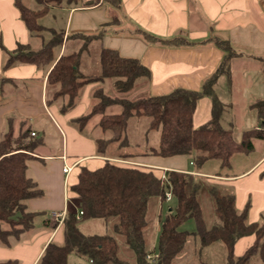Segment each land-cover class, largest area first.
<instances>
[{"label": "trees", "instance_id": "1", "mask_svg": "<svg viewBox=\"0 0 264 264\" xmlns=\"http://www.w3.org/2000/svg\"><path fill=\"white\" fill-rule=\"evenodd\" d=\"M98 1L38 0L41 8L32 10L21 0H14L29 32L40 34L49 30L51 36L38 49L18 44L6 53L2 68L27 63L47 69L46 87L48 91L52 90L50 99H61L62 112L72 108L84 86L94 81H111L119 93L132 89L137 79L149 76V69L137 58L99 46L97 72L83 73V60L87 59L89 47L99 41L100 35L73 33L64 38L61 30L38 23L52 5L89 7ZM105 1L114 5L118 2ZM69 40H75L77 44L71 45ZM226 59L224 57L200 90L175 88L166 94L131 99L110 96L101 86L97 87L91 93L93 102L88 111L71 119V123L82 131L92 117L99 116L96 127L108 136L94 138L95 149L97 155L105 156L109 145L127 143L129 118L145 117L147 129L158 132V143L142 155L164 158L191 155V162L198 172L208 161H217L221 168H227L234 154L251 150L254 138L264 139V130H244L235 140L231 129L222 125L224 107L215 95L213 85L219 73L228 74ZM202 95L211 98L210 119L194 126L192 115ZM114 104L120 106V111L106 113V108ZM253 107L259 123L264 125V99L256 101ZM31 132L28 123L22 121L18 134L7 130L0 137V243L4 245L9 244L10 237L18 238L32 228L36 212L27 210L26 200L42 195L36 181L27 175L28 161L42 142L35 132ZM135 155L121 154L124 158ZM164 175L165 181L151 168L109 160L94 169L80 166L76 182L69 186L78 208L70 205L66 210L63 243L49 241L36 264H71L72 256L79 264H147L148 261L151 264H212L209 254L213 247L219 248L217 264H264V211L258 221L249 222L247 208H236L233 189L223 180L180 170H166ZM168 188L175 206L169 208L161 223L155 247L157 254L153 257L148 203L155 199L160 204ZM205 200L210 202V219L213 220L205 218L202 209ZM77 211L82 212L80 216ZM93 219L102 221L109 227V232L84 233L80 228L81 221ZM186 219L193 220L195 230L178 229ZM244 236H252V242L236 255L234 244ZM0 264H19V261L0 260Z\"/></svg>", "mask_w": 264, "mask_h": 264}, {"label": "crops", "instance_id": "2", "mask_svg": "<svg viewBox=\"0 0 264 264\" xmlns=\"http://www.w3.org/2000/svg\"><path fill=\"white\" fill-rule=\"evenodd\" d=\"M34 1L35 7L29 8H41L38 0ZM106 2L101 0L89 7L52 5L44 15L54 11L59 21L54 19L53 25H46L42 23L43 15L38 23L61 30L64 38L73 33H98L100 47L137 58L149 69V76L137 79L132 89L146 90L147 95L166 94L175 88L200 90L225 57L228 74L219 73L213 85L224 107L222 125L231 129L235 140L244 130H264L253 107L256 101L264 99V0H118L117 5L108 2L114 11L117 9L118 17L111 16L112 8ZM50 36L49 30L40 34L29 32L14 0H0V137L7 130L18 134L25 121L31 133L35 132L42 141L27 166V175L42 190V195L26 200L27 210L36 212L33 226L18 238L10 237L8 245L0 243V260L36 264L49 241L63 243V220H53L52 212L66 214L70 205L77 209L78 203L69 186L76 182L79 167L94 169L105 160L151 168L160 178L166 170H180L223 180L233 189L236 208H247L249 222L259 220L264 211L263 138H254L250 151L231 157L229 167L234 160L244 161L253 155L252 160H246L235 172H222L217 161L206 162L198 172L191 155L165 158L142 155L158 143L151 144L147 138L137 143L135 150L127 149L128 142L123 146L113 143L105 156L97 155L94 138L108 136L96 127L99 116L92 117L82 131L71 119L88 111L93 102L91 93L97 87L101 86L110 96H120L111 81L86 84L76 104L62 112L61 99H50L47 69L27 63L2 68L6 53L18 44L38 49ZM71 40L69 44H77ZM83 61V73L97 72V66L91 69L86 66L88 61ZM94 62L98 64L97 58ZM108 107L112 108L106 113H118L121 109L117 104ZM210 112L211 98L200 96L192 115L193 125L208 122ZM50 139L55 140L54 152L46 150ZM123 148L127 151H121ZM122 153L136 155L124 158ZM64 164L71 166L68 174L62 172ZM252 239V236L239 238L234 253L241 254ZM151 247L155 249L154 245ZM71 264H79V260L72 256Z\"/></svg>", "mask_w": 264, "mask_h": 264}, {"label": "rangeland", "instance_id": "3", "mask_svg": "<svg viewBox=\"0 0 264 264\" xmlns=\"http://www.w3.org/2000/svg\"><path fill=\"white\" fill-rule=\"evenodd\" d=\"M21 1L24 3V5L31 7V8L35 7V5H36V2L34 0H21ZM99 1H101V0H99ZM102 1H105V0H102ZM112 1L116 2L115 0H112ZM106 5L110 6V8H112L111 9V16L115 15L118 17L117 9H115V11H114L113 7L108 2H106ZM54 16H55V18H54ZM54 19L56 21L57 20L59 21V17L55 15L54 11L53 12L51 11L47 15L43 16L42 23H44L46 25H53ZM42 32L43 31H41L40 33H42ZM44 34H48V32L45 31ZM99 44H100V41H97V42H94L89 47V54L87 55L86 60H88V62H89L88 66L91 68L94 66L95 67L97 66V68H98V64H96L94 62V58L95 59L97 58V54H98L97 51L99 49ZM138 90L139 89H130L128 91L120 93V96L125 97V98H135V97L147 95L146 90H141V89L139 91ZM108 108L109 107H107L106 112H110L109 109H111L112 107L109 109ZM34 127H35V124H32V128H34ZM145 138H147L149 143L156 144L158 141V132L155 130H148L147 129V119L145 117H131V118H129L127 130H126V140L128 142V146H127L128 148L127 149L135 150V145L137 143H140ZM153 146H155V145H153ZM127 149L123 148V149H121V151H127ZM46 150H51L54 152L55 140L50 139V141H48V143H46ZM252 156L253 155H249V157H247V159L245 157H244V159H246L247 161H248V159L252 160V158H253ZM246 160H244V161L234 160L231 163L230 167L221 168V171L222 172H224V171L230 172V170H231V171L235 172L239 169L240 166L243 165V163L247 162ZM174 206H175V199L173 197L171 198V200L169 202H165L164 200H161L160 204H158V202H156L155 199H151L148 203V215H147V217H148V220L150 221V225L152 227L150 240H151V245H154V247H156V245H157V237H158L159 232H160L161 223H162L165 215L169 211V208L173 209ZM202 209H203L205 218L207 220H213V218L210 219L212 216H211L210 202L208 200H205L202 202ZM80 228L82 229V231L84 233H104V232L107 233V232H109V227L105 226L102 223V221L96 220V219L89 220V221H81ZM178 229L179 230H187V231L195 230V225L193 223V220L192 219H186L185 221H183L178 226ZM148 230H146V231H148ZM156 250L157 249L155 248L153 250V252L151 251V254L153 255V257L157 254ZM209 258H210L212 264L218 263V259H220V253H219L218 247H213L211 254H209ZM147 264H151V261H148Z\"/></svg>", "mask_w": 264, "mask_h": 264}, {"label": "built area", "instance_id": "4", "mask_svg": "<svg viewBox=\"0 0 264 264\" xmlns=\"http://www.w3.org/2000/svg\"><path fill=\"white\" fill-rule=\"evenodd\" d=\"M33 134V133H32ZM71 170V166H68L66 164L63 165L62 167V172H64L65 174H68ZM162 180H166L165 178V175L163 174L161 176ZM172 198V193H171V190L168 188L166 189L165 193H164V201L165 202H169ZM81 211H78V215L77 216H80L81 215ZM64 215H65V211H62V212H52L51 214V218L57 222H61L64 218ZM150 256L147 255V258H149Z\"/></svg>", "mask_w": 264, "mask_h": 264}]
</instances>
